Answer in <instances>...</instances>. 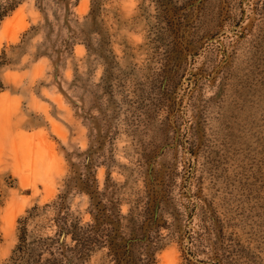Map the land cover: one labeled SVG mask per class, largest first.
I'll list each match as a JSON object with an SVG mask.
<instances>
[{
	"label": "rangeland",
	"instance_id": "rangeland-1",
	"mask_svg": "<svg viewBox=\"0 0 264 264\" xmlns=\"http://www.w3.org/2000/svg\"><path fill=\"white\" fill-rule=\"evenodd\" d=\"M0 264H264V0H0Z\"/></svg>",
	"mask_w": 264,
	"mask_h": 264
},
{
	"label": "trees",
	"instance_id": "trees-1",
	"mask_svg": "<svg viewBox=\"0 0 264 264\" xmlns=\"http://www.w3.org/2000/svg\"><path fill=\"white\" fill-rule=\"evenodd\" d=\"M97 224H94V226L93 227H95ZM62 232H64V231H62ZM24 233H25V229L23 228V234H21V244L19 245V247H18V250H20V251H23L24 250ZM65 234L66 233H63L62 235H63V237L65 236ZM63 237L61 238V240H63ZM62 243H64V241H62ZM61 245H63V244H61ZM117 254H118V252H117Z\"/></svg>",
	"mask_w": 264,
	"mask_h": 264
}]
</instances>
